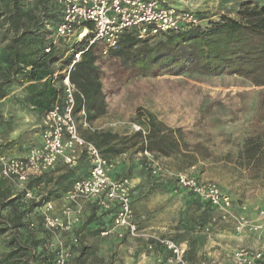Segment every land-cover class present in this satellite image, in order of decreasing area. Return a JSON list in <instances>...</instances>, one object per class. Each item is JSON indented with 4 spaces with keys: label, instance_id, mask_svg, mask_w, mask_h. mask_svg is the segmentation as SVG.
<instances>
[{
    "label": "rangeland",
    "instance_id": "1",
    "mask_svg": "<svg viewBox=\"0 0 264 264\" xmlns=\"http://www.w3.org/2000/svg\"><path fill=\"white\" fill-rule=\"evenodd\" d=\"M51 1L47 4L49 11ZM171 1L190 9L196 19L201 17L196 22L205 24L221 15L236 16L240 4L247 0ZM248 1L264 5V0ZM41 3L42 0H36L23 10L38 17ZM11 10L8 0H0V67L5 65L6 47L13 34ZM21 14L11 18L14 20ZM25 19L24 15L20 21ZM56 20L49 18L44 22L38 37L42 45H50L63 58L79 41L78 38L66 41L55 37ZM100 47L95 45L96 65L105 111L89 123L82 110L73 115V121L86 141L84 134L97 129L112 132L124 142L120 146L123 152L108 160L109 173L113 170L119 178L127 177L133 186L130 193L132 216L138 232L167 237L174 242L187 240L194 249L190 254L192 258H208L217 264H233L232 252L239 247L256 248L264 253V225L260 226L258 212L264 206V121L256 116L264 86L226 72L217 75L189 71L178 75L136 74L114 50L99 54ZM67 67L57 69L54 77L65 75ZM26 84L11 82L6 87L7 95L0 99V154L6 156H25L42 141L44 113L39 115L25 100ZM54 84H59V80L55 79ZM150 116L162 127L176 130L171 134L179 140V147L170 155L158 150H141L140 147L147 144L141 142L148 131ZM136 132L142 137L133 136ZM252 145L256 149L250 150ZM80 154L82 160L76 167L60 164L46 171L39 184L30 182L27 187L32 196L29 198L25 197L23 187L9 183L13 196L25 203L23 219L38 244H31L26 230L19 229L17 235L27 244L23 251L26 254L15 253L8 257L14 247L8 244V236L1 235L0 264L15 256L25 259L31 255L36 264H57L58 253L63 250L67 253L65 264H168L165 247L144 235L136 237L126 232L120 236V229L113 223L114 217L108 223L102 222L106 225L102 229L97 226L100 223L88 227L87 219L92 213L89 211L86 215L83 210L84 204L90 201L82 200L81 209L75 210L72 206L70 215L64 216L63 209L68 203L64 201L66 191L62 187H58L60 192L53 193L49 200L53 203L51 214L65 221L69 219L71 227L50 230L44 225L43 196L50 189H56L57 180L72 185L84 174L87 153L82 148ZM156 164L162 169L153 173L152 166ZM174 172L216 182L232 199L230 214L224 216L206 200L180 186ZM57 200L59 211L54 213ZM10 208L5 207L3 213ZM102 230H107L108 234H102Z\"/></svg>",
    "mask_w": 264,
    "mask_h": 264
},
{
    "label": "trees",
    "instance_id": "2",
    "mask_svg": "<svg viewBox=\"0 0 264 264\" xmlns=\"http://www.w3.org/2000/svg\"><path fill=\"white\" fill-rule=\"evenodd\" d=\"M14 16L12 19L13 34L9 37L6 47L5 65L0 67V99L7 95L6 87L13 81L27 83L26 101L39 115L50 110L53 105L65 99L62 79L64 75L54 73L67 67L73 60V53L83 50L88 44V37L75 42L69 55L57 54L53 47L48 52L44 51L41 38L38 37L41 25L50 19L58 18V11L52 7L47 10L50 0H42L38 17L29 15L24 11L30 3L22 0H8ZM52 11V14H50ZM236 16L221 15L216 20H208L205 24L196 23L184 26L179 30H170L166 33L140 39L133 31L125 32L120 38L119 47L114 50L116 56L122 58L124 64L136 74L153 75L159 72L178 75L181 73L197 72L207 75H217L224 72L236 74L247 82L264 86V5L251 1L242 2ZM26 19L20 21L23 16ZM56 17V18H55ZM9 18V17H8ZM197 18V20H200ZM58 21V20H57ZM89 27L91 25L86 24ZM39 43L37 47L35 45ZM33 45V46H32ZM80 60L75 62L69 74V80L74 86L73 115L84 111V118L89 123L105 111L101 81L98 77L97 52L95 45H90L86 51L81 52ZM62 61L57 67L58 60ZM59 80L55 85L54 80ZM259 107L256 113L258 120L264 121V91L259 96ZM149 128L144 137L140 132L133 136H141V150L160 151L170 155L173 149L179 147V140L171 134L175 129L164 128L149 117ZM84 137L92 141L106 159L112 158L123 152L124 142L118 140L117 135L109 131L97 129L86 132ZM119 144V145H118ZM256 149L255 147L250 150ZM44 174L30 178V182H42ZM73 184V183H72ZM9 182L0 177V236L9 237L8 244L14 247L7 255L15 253L25 255L26 242L17 235L19 229L26 230L31 244H38L24 222V204L21 198L13 196ZM71 184L55 182L56 189H50L43 201L50 200L59 193L58 187L68 191ZM29 188V187H28ZM11 207L6 213L2 210ZM32 258V259H31ZM4 264H36L33 256L21 259L17 256L11 260H4Z\"/></svg>",
    "mask_w": 264,
    "mask_h": 264
},
{
    "label": "built area",
    "instance_id": "3",
    "mask_svg": "<svg viewBox=\"0 0 264 264\" xmlns=\"http://www.w3.org/2000/svg\"><path fill=\"white\" fill-rule=\"evenodd\" d=\"M33 3L36 0H22ZM59 19L54 27V35L62 40L78 41L88 37L87 46L73 53V60L67 67V73L62 79L65 99L62 105L56 104L46 111L41 119V138L39 145L32 147L25 156H6L0 154V177L9 183L15 182L23 187L25 197L32 196L26 184L30 178L38 177L53 169L62 159L70 168L79 163L82 148L87 153L88 172L79 177L65 192L64 201L68 204L63 209V215L68 217L71 208L81 209V201L95 202L99 209L109 212L113 210L114 226L118 227L119 235L128 232L132 236L153 238L168 251V264H217L211 259L188 260L185 258V248L173 240L147 234H140L132 216V200L130 193L132 184L127 177L113 178L109 173V162L98 151L95 145L86 141L77 131L73 121L74 86L69 80V72L75 62L80 60V54L90 45H100L99 54L116 50L120 45L121 36L133 31L140 38H148L170 30H179L184 26L196 24L197 19L190 9L178 7L171 0H54ZM90 24L89 27L86 24ZM86 32L84 36L82 33ZM51 46H45L48 52ZM156 173L162 167L152 166ZM175 181L196 196L206 200L217 212L224 216L230 214L231 197L214 181L200 180L196 176L184 172L173 173ZM44 203V225L50 230L69 229L71 221H66L51 214L53 203ZM260 226L264 225V206L259 209ZM102 234H108L102 230ZM67 253L60 251L56 258L57 264H65ZM233 264H264V253L260 249L239 247L232 254Z\"/></svg>",
    "mask_w": 264,
    "mask_h": 264
},
{
    "label": "crops",
    "instance_id": "4",
    "mask_svg": "<svg viewBox=\"0 0 264 264\" xmlns=\"http://www.w3.org/2000/svg\"><path fill=\"white\" fill-rule=\"evenodd\" d=\"M173 3V2H172ZM51 4H52V7L54 8V6H56L55 5V2H54V0H52L51 1ZM175 5V4H174ZM177 6V5H176ZM179 7V6H178ZM180 8H182V7H180ZM55 10H57L56 8L54 9V11ZM59 19V16H58V18H57V20ZM57 20H56V22H57ZM56 25V23L54 24V26ZM40 143H41V141H40ZM39 143V144H40ZM81 158H80V160H79V163L81 162ZM107 160H110V159H107ZM85 163H86V160H85ZM60 164H63L64 165V163H63V161H62V159H60L59 160V162L56 164V166H58V165H60ZM85 169V172H84V174L81 176V177H83V176H85L86 174H87V172H88V165L84 168ZM110 175H111V177H113V178H119V176L118 175H116V174H114V172H113V170L110 172ZM54 203H55V208H54V210H53V212L55 213L56 211H59L58 210V208H59V201L57 200V201H54ZM84 210L83 211H85V214L87 213L88 214V212L90 211V213H92V214H90V216H89V218L87 219V226L88 227H94L95 226V224L96 223H100L99 225H97L98 227H101V229L102 228H104L106 225H102V222H107L108 223V220L109 221H111L112 219H113V215H114V212H113V210H110L109 212H105V211H103V210H101V209H99L98 208V206L96 205V203L95 202H93V203H91V202H87L86 204H84ZM89 209V210H88ZM96 213V216H93L94 214ZM86 214V215H87ZM98 214H100V215H102L100 218H99V216H98ZM111 219V220H110ZM136 219V218H135ZM136 220H134V222H135ZM74 226H76V224L74 225ZM177 242V241H176ZM177 243H179V244H181L182 246H184V248H185V258L186 259H188V260H198V259H201V258H192L191 256H190V254H191V251L192 250H194L193 249V247L192 246H190V244H188V242H187V240H182L181 242H177ZM196 251H198V249L196 250ZM201 252V251H200ZM233 253V252H232ZM208 259V258H207ZM206 259V260H207ZM231 260H232V256H231Z\"/></svg>",
    "mask_w": 264,
    "mask_h": 264
},
{
    "label": "bare ground",
    "instance_id": "5",
    "mask_svg": "<svg viewBox=\"0 0 264 264\" xmlns=\"http://www.w3.org/2000/svg\"><path fill=\"white\" fill-rule=\"evenodd\" d=\"M85 34H86V32L82 33V35H81V36H84Z\"/></svg>",
    "mask_w": 264,
    "mask_h": 264
}]
</instances>
